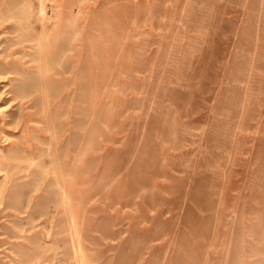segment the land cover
<instances>
[{"label": "rangeland", "instance_id": "rangeland-1", "mask_svg": "<svg viewBox=\"0 0 264 264\" xmlns=\"http://www.w3.org/2000/svg\"><path fill=\"white\" fill-rule=\"evenodd\" d=\"M0 264H264V0H0Z\"/></svg>", "mask_w": 264, "mask_h": 264}]
</instances>
